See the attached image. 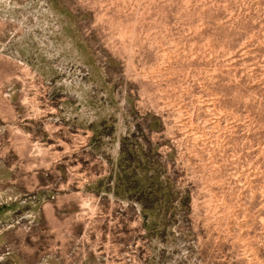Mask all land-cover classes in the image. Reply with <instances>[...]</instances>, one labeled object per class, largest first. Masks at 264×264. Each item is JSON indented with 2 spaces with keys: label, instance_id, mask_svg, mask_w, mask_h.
I'll list each match as a JSON object with an SVG mask.
<instances>
[{
  "label": "rangeland",
  "instance_id": "obj_1",
  "mask_svg": "<svg viewBox=\"0 0 264 264\" xmlns=\"http://www.w3.org/2000/svg\"><path fill=\"white\" fill-rule=\"evenodd\" d=\"M0 264H264V0H0Z\"/></svg>",
  "mask_w": 264,
  "mask_h": 264
}]
</instances>
